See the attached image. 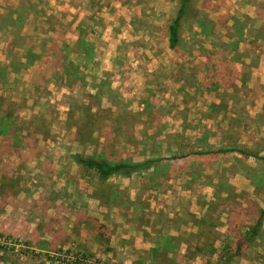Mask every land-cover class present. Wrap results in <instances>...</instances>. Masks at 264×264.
Instances as JSON below:
<instances>
[{
    "label": "rangeland",
    "instance_id": "1",
    "mask_svg": "<svg viewBox=\"0 0 264 264\" xmlns=\"http://www.w3.org/2000/svg\"><path fill=\"white\" fill-rule=\"evenodd\" d=\"M179 8L0 0V104L26 103L0 136V264H216L264 211V160L204 155L264 157V0H193L172 50ZM76 155L165 163L101 184ZM236 264H264V226Z\"/></svg>",
    "mask_w": 264,
    "mask_h": 264
},
{
    "label": "trees",
    "instance_id": "2",
    "mask_svg": "<svg viewBox=\"0 0 264 264\" xmlns=\"http://www.w3.org/2000/svg\"><path fill=\"white\" fill-rule=\"evenodd\" d=\"M180 8L174 17V20L169 25L168 36H169V46L172 50H177L181 44V28L184 24L186 17L189 15L192 6L193 0H179ZM236 24H240L236 22ZM238 25L234 28L238 30L243 35L245 26L239 29ZM21 39H24L23 35H18ZM35 59L38 58L37 55H34ZM40 59V57H39ZM1 66V65H0ZM0 68V83L6 84L9 80L8 70L6 68ZM239 90V87H236V91ZM242 91L249 93L250 88L247 87V84H244L242 87ZM2 100L4 103L0 104V111L3 114L0 116V136L5 138L12 137L16 142H18V132L21 130V126L18 123L17 119H14V111H16L17 107L25 108L26 103H21L20 99H17L15 95L9 96H2ZM234 97V103H235ZM5 106L7 108L5 109ZM226 153H239L244 157H252L258 161H263L264 157H260L257 154L246 152L243 150L238 149H220V150H212L207 151L204 155H211V154H226ZM75 163L87 170L94 172L97 176V179L101 184H109L111 179L115 177H122V178H131L134 175H138L144 172L151 171L155 169L159 164L165 163V160L162 158H148L146 160L135 161L131 159H116L114 161H110L106 158H94V157H85L83 155H76L74 157ZM264 226V211L261 212L259 218L254 223L252 227L248 229V231L243 235L241 239H238L236 243L235 249L233 248H224L222 250V255L220 257V261H217L216 264H236L239 262L243 252H245L247 248V243L257 237L262 228ZM45 246H49V249L53 250V244L47 241H43ZM40 250H46V247H38ZM68 263H72V261H68Z\"/></svg>",
    "mask_w": 264,
    "mask_h": 264
}]
</instances>
